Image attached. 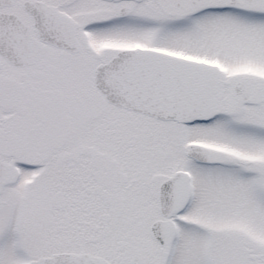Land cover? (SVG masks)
<instances>
[{"label": "snow or ice", "instance_id": "snow-or-ice-1", "mask_svg": "<svg viewBox=\"0 0 264 264\" xmlns=\"http://www.w3.org/2000/svg\"><path fill=\"white\" fill-rule=\"evenodd\" d=\"M0 264H264V0H0Z\"/></svg>", "mask_w": 264, "mask_h": 264}]
</instances>
